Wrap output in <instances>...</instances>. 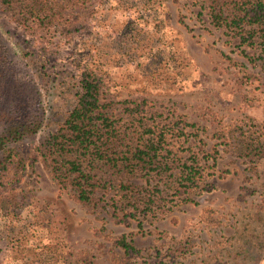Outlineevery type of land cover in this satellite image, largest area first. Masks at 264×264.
<instances>
[{
	"label": "rangeland",
	"instance_id": "374dc122",
	"mask_svg": "<svg viewBox=\"0 0 264 264\" xmlns=\"http://www.w3.org/2000/svg\"><path fill=\"white\" fill-rule=\"evenodd\" d=\"M50 1L59 15L49 43L25 37L0 11V61L21 42L54 73L44 131L63 121L88 66L102 80L103 111L129 133L124 145L148 128L165 131L176 164L148 177L100 170L84 206L60 190L31 143L18 147L0 179V264L14 244L47 256L51 243L60 256L49 264H264V155L250 161L238 151L243 134L264 145L261 33L243 44L212 25L202 0ZM193 157L203 167L200 188L176 194L177 162ZM145 194L154 196L153 212L126 218L130 199ZM123 238L137 253L117 244Z\"/></svg>",
	"mask_w": 264,
	"mask_h": 264
},
{
	"label": "trees",
	"instance_id": "16d2710c",
	"mask_svg": "<svg viewBox=\"0 0 264 264\" xmlns=\"http://www.w3.org/2000/svg\"><path fill=\"white\" fill-rule=\"evenodd\" d=\"M202 1L216 28L225 29L228 35L240 39L243 44H254L253 38L259 32L264 38V0ZM0 11L17 22L25 37L40 43L52 42V32L59 15L57 4L52 1L0 0ZM18 46L21 51L13 59L2 58L0 61V179L17 156L18 147L26 143L33 145V152L50 169L60 190L63 193L74 192L76 201L84 206L92 204L100 170L109 168L122 174V178H131L148 177L152 172L162 175L175 169L176 163L166 157L172 154V149L164 145L165 131L157 133L148 128L139 135V143L132 141L124 145L129 133H121L116 122L103 111V83L96 70L88 66L83 67L75 77L71 89L73 100L63 121L55 131L45 132L48 88H55L54 73L45 59L26 51L21 42ZM192 127L195 128L194 125ZM238 147L240 155L250 161L264 155L262 141L245 134ZM191 161L177 162L180 174L177 178L179 192L176 191V194L190 195L194 189L200 188L203 167L195 157ZM121 181L125 182L123 179ZM129 188L126 184L122 185L123 190ZM143 199H130L124 207H129L126 218L129 214L135 216L141 208L153 212L154 196L145 194ZM161 200L164 201V197ZM139 229L144 232L142 223ZM51 244L50 255L48 253L47 256L44 255L46 252L41 251L30 256L23 245L14 244L8 264H49V260L54 261L60 256L54 254L58 245ZM117 244L126 252L137 253L126 238ZM239 254L240 251L236 257Z\"/></svg>",
	"mask_w": 264,
	"mask_h": 264
}]
</instances>
